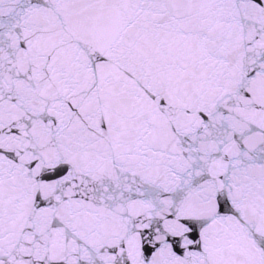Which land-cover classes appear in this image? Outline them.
<instances>
[{"label":"snow or ice","instance_id":"6c2138e0","mask_svg":"<svg viewBox=\"0 0 264 264\" xmlns=\"http://www.w3.org/2000/svg\"><path fill=\"white\" fill-rule=\"evenodd\" d=\"M0 264H264V0H0Z\"/></svg>","mask_w":264,"mask_h":264}]
</instances>
